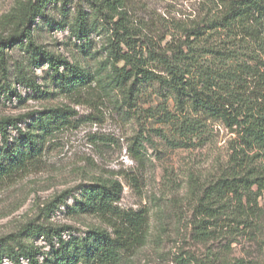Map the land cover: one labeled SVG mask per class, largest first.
Returning a JSON list of instances; mask_svg holds the SVG:
<instances>
[{"label": "rangeland", "instance_id": "374dc122", "mask_svg": "<svg viewBox=\"0 0 264 264\" xmlns=\"http://www.w3.org/2000/svg\"><path fill=\"white\" fill-rule=\"evenodd\" d=\"M89 1L50 2L44 9L46 20L63 24L79 9L90 11ZM34 3L37 0H0V42H11L26 30L41 49L85 68L95 81L77 93H60L46 63L30 62L24 38L22 44L4 45L0 66L7 70L5 83L19 97L0 94V119H17L25 131L48 108L71 113L67 124L46 135L37 162L0 184V252L19 239L47 251V240L36 235L40 228H63V237L68 238L69 233L81 236L90 228L105 227L95 216L75 213L73 197L87 184L118 180L124 188L119 207L141 211L147 226L144 244L125 253L117 264H264V195L258 199L263 216L255 237L248 229L233 232L220 227L208 240L196 234L195 207L204 187L227 167L232 134L214 125L204 143L173 145L170 128L161 122L164 109L174 111L172 97L155 83L146 84L134 97V105H127L121 93L105 87L106 71L101 70L105 52L99 37L91 35L92 52L97 53L85 56L67 26H49L38 16L21 30L23 9ZM121 3L130 23L162 44L216 9L215 0ZM21 72L47 94L37 95L22 85ZM4 81L0 68V85ZM8 132L17 134L10 126ZM20 263L26 261L20 258ZM0 264L15 263L2 256Z\"/></svg>", "mask_w": 264, "mask_h": 264}, {"label": "trees", "instance_id": "16d2710c", "mask_svg": "<svg viewBox=\"0 0 264 264\" xmlns=\"http://www.w3.org/2000/svg\"><path fill=\"white\" fill-rule=\"evenodd\" d=\"M57 1L37 0L24 8L21 30L38 16L49 26H67L85 56L97 53L92 52L91 35L99 37L107 89L121 93L129 106L146 84L155 83L172 97L174 111L164 109L161 122L170 128L177 147L192 146L195 140L204 143L214 125L232 134L227 167L204 187L195 207L196 234L208 240L220 227L233 232L248 229L255 237L263 216L258 199L264 195V0H215V12L183 27L164 44L130 23L121 0H90V11L79 9L63 24L46 20V5ZM23 38L30 62L46 63L60 93H77L95 81L85 68L41 49L26 30L11 42H0L1 64L4 45L22 44ZM0 68L5 80L0 94L19 97L5 83L6 67ZM18 81L37 95L47 94L24 72ZM70 113L48 108L25 131L17 119H0V184L37 162L46 135L67 124ZM9 126L16 129L15 136ZM123 191L118 180L80 187L73 211L95 216L105 227L90 228L81 236L69 233L68 238L63 228H40L36 235L47 240V251L19 239L15 246L5 245L0 260L4 256L15 264H21L20 258L26 264H117L125 253L144 244L147 226L141 211L119 207Z\"/></svg>", "mask_w": 264, "mask_h": 264}]
</instances>
